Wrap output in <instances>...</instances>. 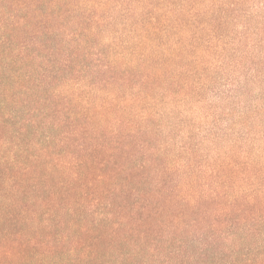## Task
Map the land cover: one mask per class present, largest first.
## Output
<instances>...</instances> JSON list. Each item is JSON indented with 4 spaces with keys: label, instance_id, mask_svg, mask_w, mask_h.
Returning <instances> with one entry per match:
<instances>
[{
    "label": "rangeland",
    "instance_id": "rangeland-1",
    "mask_svg": "<svg viewBox=\"0 0 264 264\" xmlns=\"http://www.w3.org/2000/svg\"><path fill=\"white\" fill-rule=\"evenodd\" d=\"M27 1L12 10L0 0V179L16 169L22 176L34 157L40 170L46 156L71 159L74 168L53 180L75 193L71 223L92 215V192L108 188L109 217L123 225L111 224L114 240L99 242L106 264H143V238L145 253L157 255L152 264H173L176 234L183 253L185 240L196 251L234 230L257 234L259 246L264 0ZM84 162L93 166L88 187L74 178ZM146 205L158 210L144 228ZM56 217L43 209L31 228L3 218L0 238H39L48 219L57 240L73 228L62 230ZM69 246L7 264L88 263L84 246L71 254Z\"/></svg>",
    "mask_w": 264,
    "mask_h": 264
},
{
    "label": "trees",
    "instance_id": "trees-1",
    "mask_svg": "<svg viewBox=\"0 0 264 264\" xmlns=\"http://www.w3.org/2000/svg\"><path fill=\"white\" fill-rule=\"evenodd\" d=\"M3 1L5 2L6 7L9 5V8L12 10L19 5L30 7L27 0ZM58 112L63 111L58 110ZM72 122V124L75 125L74 120ZM67 153L70 152L67 151ZM66 155L68 156V154ZM46 157L47 160L43 162L44 165L41 167V170L38 166L42 161L40 158L34 157L31 161L32 164H29V166L25 168L22 176H19V170L16 169V172H9V176H5V181L0 179V192L3 190L8 192L7 194L0 193V220L9 217L7 218L9 223L20 221L28 228H31L33 220L37 219L32 217L44 209L45 213L51 212L53 214L54 212L57 214L56 219L62 230L66 231L70 228H73V230H68L67 234H64L63 236H60L59 234L58 239L56 240L51 234L47 233L51 232V228L54 226L51 224V220L47 219L45 226L42 225L39 230L35 231L38 233L39 238H36L35 236H33L34 238L31 237V239L29 237L27 238L26 233L24 232H18V236H15L13 239L0 238V264H7L19 259L28 262L36 255H39V260L42 261L46 257L58 255L57 250L61 245L65 246L66 244L70 245L69 248H67V251L70 254L78 251L79 247L84 246V252L81 256L80 262L87 260V264H106L107 261L101 260V257L99 258V242L101 241L104 243V240L106 239H108V241L114 240L113 234L116 232L113 229V226H110L111 224L123 225L121 222L118 223L115 221L113 223L109 217L113 214L110 209L114 204L112 192L108 188H103L102 191H93V204L96 205V209L94 212L92 210L90 211L92 215L85 214L79 216L80 219L77 222L71 223L69 218H72L75 211L76 202L73 200L75 193L73 192V189L58 191L57 188H54V184H60L61 179L58 174L61 171L65 172V169H72L75 165L72 164L71 159H56L52 162L51 160H48V156ZM81 166V169H78L76 172L77 176L74 175L76 182L82 183L83 185L86 184L85 187H88V184H95L91 177L93 166L91 164H86V162ZM104 179L105 178L101 177L98 179L97 183L104 182ZM53 180L56 181V183H53ZM26 193H30V198L27 201L22 198ZM80 193L79 200L83 201V203L87 202L89 192ZM72 200L73 202L71 203ZM143 200L148 202L146 197H143ZM143 209L146 211L145 213L143 212V227L145 228L152 225L148 222L149 214L153 213V209L158 210V208H148V205H146ZM100 214L103 215L102 218L95 216ZM68 226L70 228H68ZM76 228L78 229L77 233L71 238V233ZM43 230L46 232L44 240L42 238L43 235L40 234L43 233ZM256 236L257 234H253L249 230L240 238L239 233L234 230L229 232L228 236H218L217 238L219 240H223L221 242L213 243L212 241H209V239L206 240L196 251L194 243L185 240L184 247L186 253H183V249L180 248V244L183 240L181 236L176 234L170 239V242L172 243L171 249L173 248L170 252L172 255H167L173 258V264H264V251H262L264 239L262 237L259 238L257 244L260 245L253 246V238ZM88 237H92L97 243L92 244L91 242L86 241L85 239ZM54 240H56L57 243H53ZM226 242H228L229 245H227ZM176 244L178 245L176 246ZM241 244L248 246L242 247ZM36 246H41V250H37ZM143 246V264H152L155 259L157 260V255L150 258L145 253V250L151 246L149 245V242L144 240V238ZM159 247L155 246L152 250L158 251ZM65 258L72 260V257L65 256ZM59 264H65L64 260Z\"/></svg>",
    "mask_w": 264,
    "mask_h": 264
}]
</instances>
